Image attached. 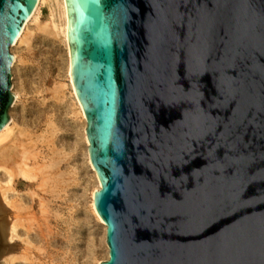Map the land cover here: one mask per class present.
<instances>
[{
    "label": "water",
    "instance_id": "1",
    "mask_svg": "<svg viewBox=\"0 0 264 264\" xmlns=\"http://www.w3.org/2000/svg\"><path fill=\"white\" fill-rule=\"evenodd\" d=\"M65 2L101 264H264V0ZM38 3L0 0V132ZM18 251L0 198V261Z\"/></svg>",
    "mask_w": 264,
    "mask_h": 264
},
{
    "label": "rangeland",
    "instance_id": "2",
    "mask_svg": "<svg viewBox=\"0 0 264 264\" xmlns=\"http://www.w3.org/2000/svg\"><path fill=\"white\" fill-rule=\"evenodd\" d=\"M50 5L53 0L41 4L25 39L12 48L19 98L11 111L15 142L4 152L15 176L8 191L15 204L26 207L23 217L35 216L20 230L24 257L17 264H98L107 247L92 213L97 179L68 78L66 46L62 36L39 29L52 25ZM55 15L59 23L58 10Z\"/></svg>",
    "mask_w": 264,
    "mask_h": 264
},
{
    "label": "bare ground",
    "instance_id": "3",
    "mask_svg": "<svg viewBox=\"0 0 264 264\" xmlns=\"http://www.w3.org/2000/svg\"><path fill=\"white\" fill-rule=\"evenodd\" d=\"M45 1H51V0H39L38 6H37L34 14L29 19V21L26 23L25 27L23 28V30H22L19 38L15 42L14 46H17V44L19 42H21L25 39V33H26L27 28L29 27V24L35 19L37 13L39 12L41 4ZM53 3H54L53 7H51V5H50V7L52 8L51 10H52V15H53L52 25L46 26L44 28L39 27V29H42L43 31H45V33L48 36H55V35L56 36L58 35V37H59V35L62 36L63 42L66 46L68 78H69V81L71 83V88L73 91V98H74L76 106L79 110V114L81 115V117L83 118V121H84V140L86 143V155L88 158V162H89L90 166L92 167V169L94 170V175L97 179L96 188H95L94 192L92 193V197H91V208H92L93 215L96 217V219L99 221V223L102 225V227L104 229V243L106 244V247H107V257L105 259V261H106L109 259V248L107 245V227H106L105 223L103 222V220L101 219V217L99 216V214L97 213V210L95 208V203H94L95 193L101 189L102 185H101V182L98 178V175H97V173H96V171H95V169L91 163V159H90V155H89V141H88L87 134H86L87 119H86L83 107H82V105L78 99L77 94H76L75 87H74L73 80H72L70 50H69V44H68V15H67L66 2H65V0H53ZM57 10L59 12V19H60L59 23H57L56 15H55ZM14 56H15V54H14ZM16 62H17V57L15 56V63ZM15 63H14V66H15ZM13 77H14V73H13ZM13 92L16 95V102H17V99L19 98V94L15 90V86L13 88ZM16 102H15V104H16ZM15 136H16V125H15L14 119L11 117L9 124L0 132V198L2 199L4 205L7 209V212H8V242L10 244L18 245L19 251L17 254H12V255H8V256L4 257L1 261V264H17V263L23 261L24 256H22V254L24 252L23 251L24 247H23V244L21 243L23 235H21L20 230L25 226L24 221L32 223L35 220L34 215H27V217L22 216L23 213L28 212L26 207L24 205L20 206L18 204H15L12 201V199L10 198V194L8 191L9 186H11V184L14 182L15 176L13 175V172H11L6 166V164L9 161V156H7L4 152L8 147L11 146L13 141L15 142ZM17 162H19V161H17ZM5 175H7L9 177L8 181H6V182L4 181ZM101 263L102 262H100L98 264H101Z\"/></svg>",
    "mask_w": 264,
    "mask_h": 264
}]
</instances>
